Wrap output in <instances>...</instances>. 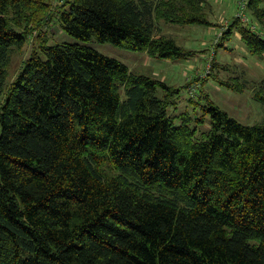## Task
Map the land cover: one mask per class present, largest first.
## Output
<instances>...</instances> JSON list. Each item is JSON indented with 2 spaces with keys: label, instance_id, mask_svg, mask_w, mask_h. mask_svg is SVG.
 I'll list each match as a JSON object with an SVG mask.
<instances>
[{
  "label": "trees",
  "instance_id": "16d2710c",
  "mask_svg": "<svg viewBox=\"0 0 264 264\" xmlns=\"http://www.w3.org/2000/svg\"><path fill=\"white\" fill-rule=\"evenodd\" d=\"M63 1L52 12L49 0H0V264H264V119L231 117L202 78L181 109L192 83L133 74L44 31L56 20L81 41L186 61L195 52L158 22L212 27L206 1ZM247 12L262 31L236 19L219 46L238 33L263 59L264 0ZM34 32L7 87L11 54ZM253 91L264 106V79Z\"/></svg>",
  "mask_w": 264,
  "mask_h": 264
},
{
  "label": "rangeland",
  "instance_id": "374dc122",
  "mask_svg": "<svg viewBox=\"0 0 264 264\" xmlns=\"http://www.w3.org/2000/svg\"><path fill=\"white\" fill-rule=\"evenodd\" d=\"M205 1L208 4L207 17L214 24L212 27L180 26L164 21L158 22L162 35L175 39L178 45L195 52L196 56L186 61L154 60L145 53L133 52L110 43H99L95 39L81 41L65 34L55 19L53 23L45 26L44 31H47L46 34L51 43L90 46L105 56L123 62L133 74L148 75L178 87H185L192 83L189 89H184L180 95L181 109L189 107L190 97L195 98L201 95V84L195 80L206 79L203 91L209 95L216 106L245 125L259 124L264 119V106L253 98V88L264 79V58L250 55L238 33H235L229 42L219 46L230 24L236 19L239 20L237 18L240 12L239 0ZM49 2L54 12L64 1L49 0ZM243 13L248 19V24L256 25V31L260 33L261 26L252 19L247 8H244ZM36 36L37 32H34L23 48L12 52L8 66L7 87L17 78L34 51ZM212 74L216 76L213 77ZM216 79L231 83L238 81L244 85L245 90L236 92L227 89L220 86Z\"/></svg>",
  "mask_w": 264,
  "mask_h": 264
},
{
  "label": "built area",
  "instance_id": "2783aa9c",
  "mask_svg": "<svg viewBox=\"0 0 264 264\" xmlns=\"http://www.w3.org/2000/svg\"><path fill=\"white\" fill-rule=\"evenodd\" d=\"M248 2L249 0H239L238 1V7H240V12L237 15V18L240 20V22H242L244 25L247 24V26H249V28L251 29V31L255 32V33H259L257 30L256 25H250L248 24V19L246 18V16L243 13L244 8L246 9L248 6Z\"/></svg>",
  "mask_w": 264,
  "mask_h": 264
},
{
  "label": "crops",
  "instance_id": "0c3cea01",
  "mask_svg": "<svg viewBox=\"0 0 264 264\" xmlns=\"http://www.w3.org/2000/svg\"><path fill=\"white\" fill-rule=\"evenodd\" d=\"M240 37V36H239Z\"/></svg>",
  "mask_w": 264,
  "mask_h": 264
}]
</instances>
